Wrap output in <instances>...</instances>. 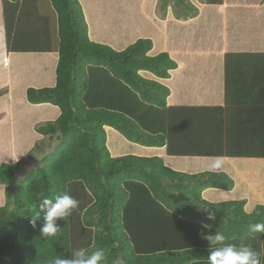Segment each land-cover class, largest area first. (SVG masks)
<instances>
[{
	"label": "trees",
	"instance_id": "obj_1",
	"mask_svg": "<svg viewBox=\"0 0 264 264\" xmlns=\"http://www.w3.org/2000/svg\"><path fill=\"white\" fill-rule=\"evenodd\" d=\"M42 1L1 0L8 51L58 54L54 85L27 87L25 95L31 104L47 103L59 110L55 119L36 124L40 141L57 133L61 137L23 180L14 207L0 206V264H49L95 247L105 250L102 264L117 259L124 264H207L204 237L217 232L226 237L225 243L264 251V233L249 232L250 224L264 223L263 204L247 215L246 199L209 202L201 196L208 187L230 190L234 181L226 173L187 174L163 166L157 156L109 154L104 126L132 142L165 145L168 154H230L188 142L183 132H189L191 123L184 122L179 108L166 106L168 88L139 74L167 78L175 61L165 52L148 55L150 38H138L119 51L93 42L78 0ZM181 2L187 7L186 0ZM19 162L0 163V188L16 176ZM64 192L79 205L71 216L57 220L55 237H45L43 217L35 226L31 219L40 214L42 197ZM193 209L202 212L189 215ZM209 211L214 220L208 219ZM160 216L175 225L160 227Z\"/></svg>",
	"mask_w": 264,
	"mask_h": 264
},
{
	"label": "crops",
	"instance_id": "obj_2",
	"mask_svg": "<svg viewBox=\"0 0 264 264\" xmlns=\"http://www.w3.org/2000/svg\"><path fill=\"white\" fill-rule=\"evenodd\" d=\"M78 2L91 41L119 51L138 38H150L148 55L167 53L176 63L169 77L158 78L147 71L139 74L168 88L166 106L179 108L181 116H186L184 122L191 123L189 132H183L188 142L211 153H230L168 154L165 145L132 142L104 126L111 157L157 156L163 166L187 174L207 171L214 158L220 157L222 165L216 172L232 178L233 187L205 188L202 198L209 202L246 199L244 210L264 205V0H186L187 7L181 0H168L165 10L159 11L160 0ZM2 17L0 33L5 42ZM1 54L0 83L6 82L5 102L13 114L12 125L19 120L30 131L25 134L32 136L27 144L11 140V161H15L39 136L33 130L35 122L50 120L58 110L47 103L31 104L25 95L27 87L54 85L58 54L8 51L6 43ZM198 211L202 209L188 214ZM158 222L160 227L175 225L171 218L161 217Z\"/></svg>",
	"mask_w": 264,
	"mask_h": 264
},
{
	"label": "clouds",
	"instance_id": "obj_3",
	"mask_svg": "<svg viewBox=\"0 0 264 264\" xmlns=\"http://www.w3.org/2000/svg\"><path fill=\"white\" fill-rule=\"evenodd\" d=\"M222 160L215 157L214 162L209 164L207 171L216 172L220 169ZM79 205V201L67 192L55 194L52 197H42L38 203L39 215L32 217L31 223L35 226L36 221L43 217L41 234L45 237H55L60 227L57 220L66 219L71 216L72 211ZM208 210L207 208L205 209ZM255 208L246 209L247 215H251ZM208 219L214 220L215 213L208 212ZM249 232L264 233V223L249 225ZM208 241L207 264H261V257L264 251H256L250 245L225 243L226 237L217 232L214 236H205ZM212 245H219L211 247ZM105 259V250L102 247H95L88 251L80 249L72 254V258L56 257L49 261V264H102ZM113 264H124L122 259L114 260Z\"/></svg>",
	"mask_w": 264,
	"mask_h": 264
},
{
	"label": "rangeland",
	"instance_id": "obj_4",
	"mask_svg": "<svg viewBox=\"0 0 264 264\" xmlns=\"http://www.w3.org/2000/svg\"><path fill=\"white\" fill-rule=\"evenodd\" d=\"M1 1V0H0ZM42 0H39V2ZM166 0H160V9L157 8L156 10H163L164 6L161 9L162 3L164 4ZM34 2V1H32ZM45 3V0L42 1ZM47 7V6H46ZM0 7V18L3 16V13L1 12ZM4 34L3 36L0 33V62L2 59V52L4 49ZM2 49V50H1ZM3 73L0 74V80L2 81ZM4 80V79H3ZM5 81L4 83H0V161H11V154L13 151L11 140L14 142V144L21 145L23 142L24 144H27L31 138L28 137L25 133H29L30 131L24 129L25 127L21 124L19 120L15 121L12 125V113L10 110V107L7 102H5ZM31 111L34 112V114H37V111L35 109L30 108ZM56 111V110H55ZM59 114V110L55 113V115L52 116L50 120H53L57 117ZM27 115V114H26ZM16 120V119H14ZM43 121V120H40ZM35 122L33 130L36 133L35 126L38 122ZM40 134L35 138L34 145L31 147V151H27L25 153H22L21 156H19L15 161H21L19 162L17 169H16V176L12 178L7 184L2 185L0 188V206L8 203L9 208L14 207V197L19 191L22 182L25 178H27L33 171H35L38 167H40L45 160V157L47 154H49L58 144V139L61 137L58 133L54 135L53 139H48L40 141L41 138ZM15 140V141H14ZM39 142V144L36 146V142ZM42 142V143H41ZM7 145H10V148H7ZM6 159V160H5Z\"/></svg>",
	"mask_w": 264,
	"mask_h": 264
}]
</instances>
